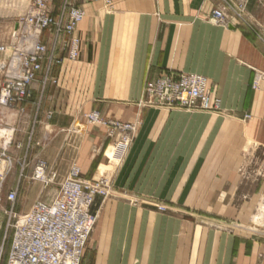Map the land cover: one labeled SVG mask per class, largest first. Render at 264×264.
Instances as JSON below:
<instances>
[{"label": "crops", "instance_id": "obj_1", "mask_svg": "<svg viewBox=\"0 0 264 264\" xmlns=\"http://www.w3.org/2000/svg\"><path fill=\"white\" fill-rule=\"evenodd\" d=\"M77 2L79 57L53 65L55 84L35 81L39 101L21 118L49 140L45 160L59 179L73 165L87 180L113 168L110 195L90 209L96 223L81 264H264V235L237 224L264 194V181L248 173L264 150V81L252 87L264 72V37L216 22L219 0ZM247 12L264 28V0H250ZM167 70L206 77L220 111L139 105L145 81ZM92 111L136 124L124 152L86 121Z\"/></svg>", "mask_w": 264, "mask_h": 264}, {"label": "built area", "instance_id": "obj_2", "mask_svg": "<svg viewBox=\"0 0 264 264\" xmlns=\"http://www.w3.org/2000/svg\"><path fill=\"white\" fill-rule=\"evenodd\" d=\"M77 1L62 0L55 14L54 0H32L27 12L14 23L8 44L0 45V106L25 114L31 85L44 64L48 75L64 57L70 61L78 59L81 40L75 32L85 12ZM248 2L219 0L211 17L218 23L232 24L243 18ZM105 3L111 7V0ZM49 43L54 46L51 52ZM262 75L257 74L254 79V89L259 87ZM48 81L45 76L41 83ZM142 92L138 102L142 106L210 113L221 109L220 99L214 96L207 78L196 73L167 70L154 80L145 81ZM51 114L50 111L48 117ZM85 118L90 124L103 125L110 139L117 135L114 142L127 147L133 140L135 123L103 119L96 111L86 113ZM34 174L45 188L58 178L57 171L43 162L35 167ZM109 189L107 177L84 179L78 166L73 165L51 199L36 200L26 212L14 209L17 192L9 190L4 197L9 206L3 213L13 233L6 264H81L95 223L91 205L96 197H105ZM2 200L0 194V204ZM156 208L164 210L160 205Z\"/></svg>", "mask_w": 264, "mask_h": 264}, {"label": "rangeland", "instance_id": "obj_3", "mask_svg": "<svg viewBox=\"0 0 264 264\" xmlns=\"http://www.w3.org/2000/svg\"><path fill=\"white\" fill-rule=\"evenodd\" d=\"M31 2L32 0H0V45L8 44L14 23L27 12ZM236 21L237 23L246 26L257 35L264 37V28L260 27L259 24L248 15L247 8L243 18L237 19ZM261 73L264 72L260 71L258 72V75H261ZM45 76L48 77V82L51 84L56 83L52 82L54 78H52L50 74L41 75L38 79H36L38 80L40 88L46 85L41 83L42 78ZM259 79L260 84L262 80L264 81V75H262V77ZM34 83L35 82H33L31 85V97L28 105L31 103L35 107V103L37 100L39 101V99L36 100L33 98L32 86ZM4 110L6 111L8 109L6 107L3 108L0 106V165L4 164L5 166L4 175L2 179H0V194L2 195L3 199L0 204V264H6L13 233L12 228L7 226V217L3 213V209L9 206V204L4 199L6 193L11 189L16 190L17 199L14 203V209L18 213H23L29 210L31 205L36 200L51 199L58 185L66 177L65 176L63 179L57 178L53 185L46 188L43 187L40 179L35 178L34 172L35 167H37L39 162H43L46 166H48L47 161L45 160L47 155L45 154L48 152V150H50V148L46 146L49 143V140L42 138V134L38 131V127L36 125L29 124L25 126L24 123H22L23 120L21 116L24 114L16 113L14 119L9 120L8 117H4L2 114V112L4 113ZM49 112L50 111L46 112L47 117ZM80 129H83V126L79 125L78 130ZM116 138L117 135H114V139ZM112 146L116 148V151H118L119 154L124 152L129 147H126L123 143L118 141H115ZM251 158L252 159L248 173L252 178L257 180L261 179L264 181V150H258L256 155H253ZM112 169L113 168L111 167L104 169L101 173H98L95 179L98 180L101 177H107L110 181V189L107 191V195L105 197L100 196L101 200L108 198L110 195L112 184L109 172ZM255 183L256 181H254V184ZM251 191H256V187L252 186ZM94 201H96V198ZM94 201L92 204H94ZM157 205L163 206L164 210L167 209L166 205L164 204H155V206ZM240 205L241 203H236L237 208ZM92 207L93 206L91 205V208ZM247 212L248 215L246 218L243 217V220L238 221L237 224L243 228H246L248 231L253 232V234L264 235V194L263 197H254V200L250 203ZM91 214L94 217L96 223V214L93 213L92 210Z\"/></svg>", "mask_w": 264, "mask_h": 264}, {"label": "bare ground", "instance_id": "obj_4", "mask_svg": "<svg viewBox=\"0 0 264 264\" xmlns=\"http://www.w3.org/2000/svg\"><path fill=\"white\" fill-rule=\"evenodd\" d=\"M3 116L8 117L9 120L14 119V117L16 116V112L13 110H4V113L2 112ZM5 170V166L4 164L0 165V179H2L3 175H4V171Z\"/></svg>", "mask_w": 264, "mask_h": 264}]
</instances>
